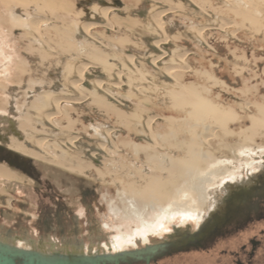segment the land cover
I'll return each instance as SVG.
<instances>
[{"label":"rangeland","instance_id":"374dc122","mask_svg":"<svg viewBox=\"0 0 264 264\" xmlns=\"http://www.w3.org/2000/svg\"><path fill=\"white\" fill-rule=\"evenodd\" d=\"M184 2L183 0H0V116L12 117L19 130L2 131L9 141L7 144L0 142V230L3 234L42 239L58 237L70 247H77L76 243H81L82 240L83 242H89L90 239L103 240L107 238L108 232L118 230L117 226H128L133 222L132 215L126 208L127 200L117 191L116 184L108 178L107 172L93 165L92 161L81 160L80 157L60 147L57 142L65 131L81 133L91 140H101L98 135L105 130L103 122L85 117L86 113L80 107L67 105L64 110L72 116L71 119H74L70 122V117L62 115L57 120L64 131L60 132L44 123L42 113L49 106L50 95L70 94L66 87V89L62 87L63 83L65 84L64 79L71 74L70 63L75 58L91 59L84 55L73 54L75 47L79 46L78 41L81 40L79 36L75 37L76 29L78 25L95 19L96 11L103 6L123 8L114 12L116 25L112 32L104 28L97 29L103 39L114 50L134 54L139 65L145 67L149 74L157 76L154 77L155 81L166 84L165 78L142 57L150 51V41H152L150 39H155L147 19H150L155 12L153 6H170L172 3L171 6L182 9ZM180 14H173L170 17L171 22L176 26V16ZM31 16L47 18L53 22L51 26L42 25L41 30L44 29L42 30L44 34L53 35L60 55L46 50L27 29L26 22L31 19L26 21L25 18ZM230 21H237L248 26L249 29L259 31L250 34L245 32L246 30L239 29L236 34L238 38L233 42L224 41L229 34L237 30L235 28L231 31L225 30L227 32L210 31L207 35L212 41L215 52L207 50L210 56L206 64L209 66L213 61L212 65L225 62L224 66H220L221 68L209 67L201 70L207 71L208 74L213 73L211 86L208 85L210 88L206 90L209 96L205 97L203 92L200 95L209 106L212 105L211 111H207L205 115L211 125L217 126L210 140L221 150L216 154L211 153L210 156L212 155L213 158H205V162H202L198 156H194L195 153H191L198 150L196 143L198 134L203 132L202 126L195 127L197 131L191 135L185 130H180L175 135L177 143L174 144V138L170 134H165L166 129L159 128L158 125L156 130L158 129L161 134V139H165L166 146L171 145L167 147L169 153L176 152L177 163L193 162L192 165L206 169L216 158L237 157V150L241 147L252 148L258 153L264 151V27L261 24L252 26L242 15ZM184 28L188 32L187 26L184 25ZM168 34L172 40L179 37L177 27ZM165 50L176 49L172 44H168ZM105 56L101 62L104 66L102 71L120 66L126 68L121 65L114 53ZM95 72L96 70H93L89 75L94 76ZM195 74L196 77H200L202 73L195 72ZM148 88L144 90L164 97L159 95L158 89ZM85 89L90 90L87 86ZM89 92L97 98L90 102L96 108L107 101V104L113 105L98 91ZM119 94L129 97L126 90H121ZM132 96L138 102L146 104L144 112L161 111L164 115L167 113L168 116L175 118L177 125L185 122L184 128L192 126L184 117L190 109L188 105L180 102L184 112L179 115L176 111L168 109L164 112L160 105L146 97ZM201 104L202 101L198 100L197 105L202 106ZM136 110H129L126 119L132 132H136L139 128L141 112ZM109 120L114 122L112 118ZM89 125L99 128L98 135H93L95 132L90 130ZM168 126L172 128V125ZM45 135L53 139L46 146L58 161L29 153L34 149V138ZM182 138L184 141H181ZM89 146L94 147L87 140H82L78 144V147L86 153L90 150ZM146 150L147 148L145 152ZM150 152L155 151L147 153ZM224 163L235 167L238 162ZM87 169L91 174L86 173ZM252 176L264 181V168L256 170ZM16 179L22 182H14L13 180ZM4 197H6L5 203ZM137 199L140 205L144 204L143 198ZM256 200L258 198H254L246 208ZM228 226L224 228L227 229ZM227 236L221 238L214 249L209 252L202 251L205 257L202 260L177 259L178 254L190 249L177 247L165 253L166 258L161 264H229L228 260H225L223 250L230 252V244L234 250H238L240 246H237L238 240L229 242Z\"/></svg>","mask_w":264,"mask_h":264},{"label":"bare ground","instance_id":"6f19581e","mask_svg":"<svg viewBox=\"0 0 264 264\" xmlns=\"http://www.w3.org/2000/svg\"><path fill=\"white\" fill-rule=\"evenodd\" d=\"M183 1L185 2L182 9L171 6L172 3L170 6H153L155 12L147 19L155 39H150V51L142 57L165 78L166 84L155 81L154 77L157 76L149 74L145 67L139 65L134 54L114 50L103 39L97 29L104 28L112 32L116 25L114 12L123 9L117 6H103L96 11L95 19L78 25L76 29L75 37L79 36L81 40L78 41L79 46L75 47L73 54L91 59L75 58L70 63L71 74L63 80L67 86L64 83L62 86L63 89L67 88L70 94L50 95L49 106L42 113L44 123L60 132L64 131L57 120L62 115L70 119L72 117L64 110L67 105L80 107L85 111V117L103 122L105 130L100 131L99 135V128L89 125L90 130L95 132L93 135L100 136L101 140H91L81 133L65 131L57 142L66 151L81 160L92 161L93 165L107 172L108 178L116 184L117 191L127 200L126 208L131 213L133 222L128 226H117L118 230L108 232L107 238L103 240H82L81 243H76L77 247H70L58 237L42 239L9 236L0 230V264H9L11 261L15 264H148L149 261V264H155L164 260L165 253L170 249L178 247L181 242V237L177 234L181 227L179 224L189 223L197 226L225 195L233 198L254 197L264 189V181L252 176L253 172L264 168V151L258 153L252 148L241 147L237 150V157L212 159L213 162L211 161L206 169H202L192 165L193 162L177 163L176 152L169 153L167 147L171 145L166 146L165 139L162 140L161 134L156 130L158 125L159 128L164 127L165 134H170L175 144L177 132L185 130L191 135L197 131L195 127L202 126L203 132L197 137L198 150L191 153H195L194 156H198L202 162H205V158H213L210 154L221 150L210 140L217 126L211 125L205 115L207 111H211L212 105L209 106L200 95L203 92L207 97L206 90L210 88L208 85L213 73L208 74L207 71L201 70L209 67L221 68L225 62L212 65V60L211 65H207L209 52H215L207 35L210 31H231L235 28L237 30L229 34L224 41L233 42L238 38L236 34L239 29L250 34L259 31L249 29L237 21H230L238 15L246 17L252 26L261 24L264 27V0ZM177 13L181 14L176 16V26L170 17ZM28 19L31 20L27 21ZM25 20L27 29L36 40L46 50L60 55L53 35L44 34V29L41 30L42 25L51 26L53 22L39 16H31ZM184 25L187 26L188 32ZM176 27L179 37L172 40L168 32ZM168 44H172L176 50H165ZM110 53H114L126 68L120 66L102 71L104 66L101 62L105 55ZM93 70H96L95 75H89ZM195 72L202 73L200 77L205 78L196 77ZM86 86L91 91L104 95L103 97L113 105L107 104L108 101L101 103L97 108L90 104L97 98L89 92L90 90L86 91ZM148 87L158 89L159 95L164 97L145 91ZM121 90H126L129 97L119 94ZM132 95L146 97L160 105L164 112L168 109L176 111L179 115L184 112L180 102L188 105L190 109L184 117L192 126L184 128L185 122L181 123V126L177 125L175 118L167 113L164 115L161 111L144 112L146 104L138 102ZM198 100L202 101V106L197 105ZM135 109L141 113L139 128L132 132L126 119L129 110ZM111 118L115 123L110 122ZM193 121L196 123H192ZM168 125H172V128ZM5 130H17L15 120L9 115L0 116V142L7 144L9 139L2 133ZM51 139L46 135L35 137L34 149L29 153L58 161L46 146ZM82 140L90 141L94 145L89 146L87 153L78 147ZM181 141H184V138ZM145 148L147 152L160 153L149 154L145 152ZM224 162L238 163L232 167ZM90 172L89 169L86 170V173L91 174ZM138 197L145 200L143 205L139 204ZM3 201L5 203L6 197ZM198 202L201 213L195 214L198 210L193 207L198 208ZM149 211L150 213H147ZM200 233H205V230Z\"/></svg>","mask_w":264,"mask_h":264},{"label":"flooded vegetation","instance_id":"af4514ba","mask_svg":"<svg viewBox=\"0 0 264 264\" xmlns=\"http://www.w3.org/2000/svg\"><path fill=\"white\" fill-rule=\"evenodd\" d=\"M13 181L15 182L21 180L16 179ZM230 193L233 194L232 191ZM263 197L264 189L254 197L236 196L233 198L229 195H225L221 200L215 203L216 207H214V210L211 213H208V216H205L204 220L197 226L189 223L179 224L181 227H179L177 234L181 237V242H179L178 247L194 248L195 250L187 251L177 255V259H184L186 261L192 259H204L205 257H203L204 254L201 253L202 250H200V247L205 244L207 248L215 247L220 242L221 238H217L213 235L225 226L233 224V222H236L241 216H243L245 211L250 207L249 206L246 208V206L249 205L254 198L260 199ZM193 208L198 210L195 214L201 213L199 202L198 208ZM251 219L253 220L251 223L246 226L240 225L239 228L235 227L233 230V235L227 236L229 242L232 240H238L239 244H237V246H240L238 250H234L231 248L232 246L230 244V252L226 251V249L223 250V253L226 256L225 260H228L227 263L264 264V228L259 229L257 225V215L253 216ZM202 230H205V233L201 234L200 232ZM163 261L164 260L155 264H161ZM149 262L147 263L149 264Z\"/></svg>","mask_w":264,"mask_h":264},{"label":"crops","instance_id":"0c3cea01","mask_svg":"<svg viewBox=\"0 0 264 264\" xmlns=\"http://www.w3.org/2000/svg\"><path fill=\"white\" fill-rule=\"evenodd\" d=\"M255 215L258 216V220H257L258 224L257 225H258L259 229H263L264 228V218H263V215H264V197L253 202L251 204V206L245 211L243 216H241L236 222H233V224L229 225L227 229L223 228L219 233H217L215 235V237L223 238L226 235H228V236L233 235V232H234L233 230L235 227L239 228L240 225H244V226L248 225L249 223H251L253 221L251 218H253V216H255ZM224 229H226V230H224ZM205 245H202L200 247V250L209 252L211 249H214L218 244L213 248H207Z\"/></svg>","mask_w":264,"mask_h":264},{"label":"water","instance_id":"95a60500","mask_svg":"<svg viewBox=\"0 0 264 264\" xmlns=\"http://www.w3.org/2000/svg\"><path fill=\"white\" fill-rule=\"evenodd\" d=\"M9 264H15L13 261H11ZM22 264H25V262H23Z\"/></svg>","mask_w":264,"mask_h":264}]
</instances>
